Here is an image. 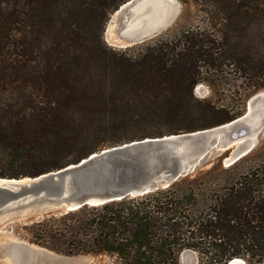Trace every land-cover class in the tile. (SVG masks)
<instances>
[{"label":"trees","instance_id":"1","mask_svg":"<svg viewBox=\"0 0 264 264\" xmlns=\"http://www.w3.org/2000/svg\"><path fill=\"white\" fill-rule=\"evenodd\" d=\"M127 1L0 0V178L37 177L242 115V106L194 97L200 83L215 93L235 75L240 100L264 88V0H185L201 7L202 26L116 50L104 41L105 23ZM12 231L107 264H180L184 250L198 264H264V158L252 151L227 168L217 161L165 189Z\"/></svg>","mask_w":264,"mask_h":264},{"label":"water","instance_id":"2","mask_svg":"<svg viewBox=\"0 0 264 264\" xmlns=\"http://www.w3.org/2000/svg\"><path fill=\"white\" fill-rule=\"evenodd\" d=\"M172 1L129 0L121 5L115 11L120 27L115 40L123 43L114 47L125 49L157 36L174 16ZM107 31L108 24L104 39ZM263 132L264 92H260L248 100L243 115L215 127L107 148L37 177L0 178V214L37 209L36 219H40L48 214L62 215L84 206L143 196L195 173L215 155L224 153L223 165L230 167L254 149ZM23 249L25 255H7L0 264H33L34 249ZM239 261L245 264L240 258L227 264Z\"/></svg>","mask_w":264,"mask_h":264},{"label":"rangeland","instance_id":"3","mask_svg":"<svg viewBox=\"0 0 264 264\" xmlns=\"http://www.w3.org/2000/svg\"><path fill=\"white\" fill-rule=\"evenodd\" d=\"M172 6L174 10V16L167 28H165L162 32H160L157 36L148 39L142 43H138L134 46V49L140 47L145 42H149L156 38H168L172 39L175 36L180 35L186 29H189L193 26L203 25L204 22V14L201 12V7L195 5L191 1L185 3V0H173ZM117 13H114L108 17L106 25L108 24V31L105 36V43L116 50H122L123 48H116L114 47L116 44H121L120 40L117 41L115 38L117 37V32L120 30V27L117 26L116 17ZM104 28V31H105ZM114 32V33H113ZM104 38V32H103ZM131 47V46H130ZM230 70V69H229ZM228 70V72H229ZM235 75L229 76L224 75L221 79V83H217L218 90L214 93L208 85L204 83L198 84L194 88V94L197 99L199 100H212L216 102L218 105H226L232 108H241L243 109L242 115L245 113L247 109L248 100L260 93L264 92V88L259 89L253 93L250 92L243 100L238 99L237 95L233 96L231 92L233 90H237L238 87L241 85V81L235 78ZM240 117V116H239ZM253 152H258V159L264 158V132L258 136L256 145ZM251 151V152H252ZM250 152V153H251ZM249 153V154H250ZM225 154H219L211 157L204 161L199 169L210 168L214 162L220 161L223 165V158ZM257 160V159H256ZM259 161L249 162L247 166L254 165ZM225 168V167H224ZM37 209L34 210H12L8 211L5 214H0V260L5 258L7 255H17V257L21 255H25V249L23 247H32L35 251V258L33 264H107L108 259L106 257H98V256H91V255H79V256H66L58 253H54L52 251H48L41 247L29 244L20 240L13 234V229L16 225L26 224L34 219H36ZM45 216V215H44ZM43 218V217H42ZM41 219V218H40ZM37 220V219H36ZM20 257V256H19ZM189 258L192 264H198L199 257L196 253L184 250L181 252L179 256L180 264H189ZM243 260V259H242ZM244 261V260H243ZM245 262V261H244ZM246 264V262H245Z\"/></svg>","mask_w":264,"mask_h":264},{"label":"bare ground","instance_id":"4","mask_svg":"<svg viewBox=\"0 0 264 264\" xmlns=\"http://www.w3.org/2000/svg\"><path fill=\"white\" fill-rule=\"evenodd\" d=\"M115 13H117V12H115ZM118 14V13H117ZM122 44V43H121ZM236 264H243L241 261H239V262H237Z\"/></svg>","mask_w":264,"mask_h":264}]
</instances>
